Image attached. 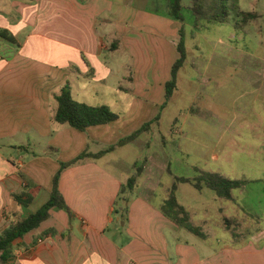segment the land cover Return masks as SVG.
<instances>
[{"label":"crops","instance_id":"1","mask_svg":"<svg viewBox=\"0 0 264 264\" xmlns=\"http://www.w3.org/2000/svg\"><path fill=\"white\" fill-rule=\"evenodd\" d=\"M158 1L140 0L136 5V0H0V233L47 202L61 162L83 151L98 153L151 119L152 87L146 74L152 66L128 65L127 58L135 42L142 49L144 45L142 37L133 36L135 25L144 28L156 17L143 6L156 11ZM146 14L150 18L144 19ZM163 19L165 24L170 21ZM171 35H176L173 28ZM112 44L114 50L107 48ZM170 49L156 45L154 57L168 54L174 61L175 48ZM66 83L72 98H82L85 101L77 102L83 104L108 91L115 96L113 106L128 98L121 94L133 98L125 100L129 108L116 121L79 132L54 121L56 96ZM240 126L239 143L243 123ZM111 153L62 171L58 190L70 215L51 209L38 228L13 242L5 264H231L230 249L207 243L220 241L211 234L213 228L203 230L204 239L189 232L185 239L184 229L163 216L159 207L167 195L155 205L134 194L135 189L121 195L135 163L127 167L104 160ZM230 155L225 146L209 160L225 170ZM25 193L31 198L28 205L15 199ZM234 200L232 195L227 201ZM198 210L204 215L203 206ZM245 248L247 255L256 248V258L264 263V244Z\"/></svg>","mask_w":264,"mask_h":264},{"label":"rangeland","instance_id":"2","mask_svg":"<svg viewBox=\"0 0 264 264\" xmlns=\"http://www.w3.org/2000/svg\"><path fill=\"white\" fill-rule=\"evenodd\" d=\"M139 1L135 4L139 5ZM182 6L186 62L178 72L173 96L161 110L164 83L169 79L173 58L166 54L158 60L154 52L156 45L163 44L174 51L180 22L164 15L167 12L165 0L158 1L156 11L147 8V4L143 6L146 13L151 12L156 17L152 16L151 23L147 22L144 28L135 25L133 36L142 37L144 45L142 49L141 44L135 42L136 47L131 46L134 53L127 62L128 65L136 62L139 68L152 66V72L146 74L152 87V115L146 122L157 114L159 119L134 142L104 160H116L127 167L142 164L134 194L149 198L152 205L160 203V197H168L175 177L193 179L194 168L231 180H246L243 192L237 193V189L231 192L234 202L217 198L209 189L197 192L189 184H179L175 195L189 210L192 225L201 228L203 233L213 228L211 234L220 239L216 242L213 238L207 243L231 250V264H264L256 258V248L245 254L249 250L245 247L264 244V0H231L225 23H198L196 27L188 10L190 0H182ZM241 13H251L253 17L243 19ZM143 18L150 17L146 14ZM163 18H169L168 24ZM172 28L175 38L171 35ZM148 60L152 64L149 65ZM114 97L108 91L104 97L87 100L86 105H105L120 115L129 108L128 98H133L121 94L120 97L128 98L113 106ZM74 99L85 101L76 96ZM242 123L243 136L239 143L237 135ZM220 135L222 137L218 138ZM232 140L235 142L228 143ZM225 146L231 150L227 169H217V162L209 160L210 154H217ZM200 205L205 208L204 215L198 210ZM118 229L126 237L121 225ZM183 234L185 239L190 236L185 230ZM172 237L169 236L170 241Z\"/></svg>","mask_w":264,"mask_h":264},{"label":"trees","instance_id":"3","mask_svg":"<svg viewBox=\"0 0 264 264\" xmlns=\"http://www.w3.org/2000/svg\"><path fill=\"white\" fill-rule=\"evenodd\" d=\"M167 4L168 16L180 22L177 30V41L175 51L177 54L176 59L173 61L169 79L164 83L163 104L160 110L163 109L170 101L173 93L177 87V75L179 70L186 62V48H185V30L183 26L182 16V0H165ZM231 0H190L188 10L193 16L194 26L198 23L201 24H223L227 21L229 14V3ZM241 16L253 17L251 13H241ZM116 48L115 44L111 45V49ZM57 109L54 116V121L61 125H66L79 132H85L89 127L106 125L116 121L119 115L112 112L109 107L89 106L75 101L71 96L70 87L66 83L60 93L56 96ZM159 119L157 114L152 120L144 122L139 128L131 134L119 139L115 144L107 146L104 150L98 153H90L83 151L72 160L68 162H61L59 170L53 177L51 192L49 199L43 204L36 212L29 216L13 222L6 230L0 233V264H5L11 256V248L13 242L20 239L23 235L38 228L42 222L49 217V212L53 208L65 211L70 215V209L66 205L62 195L58 190V182L63 170L85 160V159H100L104 155L113 152L116 148L125 146L136 140L141 134L150 130L152 124L156 123ZM134 173L127 179L126 183L121 187L120 194L131 193L136 185L138 178L143 171L142 164L135 163L133 165ZM196 176L193 179L175 177L172 183L167 199L160 205V212L169 219L176 226L183 228L187 232L204 239L205 235L201 228L193 226L190 223L189 215L185 208L181 206L176 199V191L179 184H191L196 190L202 191L203 189L211 190L219 199L231 200V192L247 185L246 180H231L227 179L218 173L205 172L198 168H194ZM22 205H28L30 202L29 194H22L15 197ZM123 200V198H119ZM118 204V202H117Z\"/></svg>","mask_w":264,"mask_h":264}]
</instances>
